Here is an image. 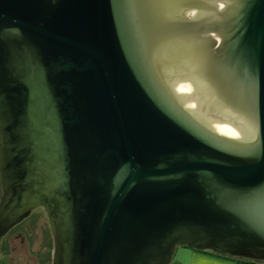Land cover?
Returning <instances> with one entry per match:
<instances>
[{
    "label": "water",
    "instance_id": "obj_1",
    "mask_svg": "<svg viewBox=\"0 0 264 264\" xmlns=\"http://www.w3.org/2000/svg\"><path fill=\"white\" fill-rule=\"evenodd\" d=\"M0 184L52 264L264 262V0H0Z\"/></svg>",
    "mask_w": 264,
    "mask_h": 264
},
{
    "label": "rangeland",
    "instance_id": "obj_2",
    "mask_svg": "<svg viewBox=\"0 0 264 264\" xmlns=\"http://www.w3.org/2000/svg\"><path fill=\"white\" fill-rule=\"evenodd\" d=\"M36 218L38 220L37 227H36V232L40 236V240L37 243L36 241V233H32V247L28 246L27 243H23L22 240L17 239L13 243V247L10 248V256L6 258L9 264H38L37 259L40 260L41 253L44 251L41 247L39 248L38 246L41 244V242H44V245H47L49 243L48 239L52 238L51 232L48 228L47 225V218L46 215L44 214L43 211L36 210ZM53 241V239H52ZM27 247H30V251L28 250ZM38 251H35L38 249ZM44 248V247H43ZM52 249H53V244H52ZM189 250H185L184 247L179 246L173 255L172 258V263L173 264H189L188 258L189 257ZM45 257L43 256V259L46 260L47 255H48V248H47V253H44ZM52 255H53V250H52ZM31 261V262H30ZM40 264V263H39Z\"/></svg>",
    "mask_w": 264,
    "mask_h": 264
},
{
    "label": "flooded vegetation",
    "instance_id": "obj_3",
    "mask_svg": "<svg viewBox=\"0 0 264 264\" xmlns=\"http://www.w3.org/2000/svg\"><path fill=\"white\" fill-rule=\"evenodd\" d=\"M2 195H3L2 186L0 184V200H1ZM40 211H42V210L40 209ZM31 217H35V218L28 220ZM37 223H38V220L36 218V211H34L30 215V217H28L26 220L21 222L19 225L15 226L13 229H11L9 231V233H7L1 239V241H0V264H9L8 261L6 260V258H8L10 256V254H11L10 248L13 247V243L15 242V240L20 239V240H22L23 243H27L28 246L33 248V246H31L32 245L31 242H32V235H33L32 233L34 232V233H36V236H35L36 241H37V243L39 242L40 236L36 232ZM47 225H48V223H47ZM48 228H49V226H48ZM46 239H47V237H46ZM47 245H44V242H41V244L38 246L39 248L41 247L44 250L41 253L40 258L41 257L43 258V256L45 257L44 253H47V248H48ZM30 247H27L29 251H30V249H29ZM39 248L36 249L35 251H38ZM37 262L40 263L41 259L40 260L37 259Z\"/></svg>",
    "mask_w": 264,
    "mask_h": 264
},
{
    "label": "trees",
    "instance_id": "obj_4",
    "mask_svg": "<svg viewBox=\"0 0 264 264\" xmlns=\"http://www.w3.org/2000/svg\"><path fill=\"white\" fill-rule=\"evenodd\" d=\"M32 218H35V217H31L28 220H31ZM47 240H49V243L47 245L48 255H47L46 260L43 259L42 257L40 258L41 259L40 264H52V250H53L52 244H53V241H52V238L51 239L47 238ZM193 251H196V250H193ZM196 252L203 253V254L209 255L211 257L217 258V259L229 260V261H234V262H241V263H246V264H264V262L241 259V258H234V257H230L228 255H220V254H217V253L212 252V251H196Z\"/></svg>",
    "mask_w": 264,
    "mask_h": 264
},
{
    "label": "crops",
    "instance_id": "obj_5",
    "mask_svg": "<svg viewBox=\"0 0 264 264\" xmlns=\"http://www.w3.org/2000/svg\"><path fill=\"white\" fill-rule=\"evenodd\" d=\"M187 250V248H185ZM189 264H246L241 262H234L229 260L217 259L209 255L189 250Z\"/></svg>",
    "mask_w": 264,
    "mask_h": 264
}]
</instances>
